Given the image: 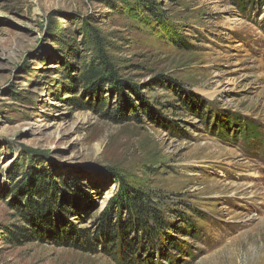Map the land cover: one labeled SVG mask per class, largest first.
<instances>
[{
	"label": "rangeland",
	"instance_id": "obj_1",
	"mask_svg": "<svg viewBox=\"0 0 264 264\" xmlns=\"http://www.w3.org/2000/svg\"><path fill=\"white\" fill-rule=\"evenodd\" d=\"M246 1L0 0V264H120L54 242L109 222L132 264L264 257V0Z\"/></svg>",
	"mask_w": 264,
	"mask_h": 264
},
{
	"label": "trees",
	"instance_id": "obj_2",
	"mask_svg": "<svg viewBox=\"0 0 264 264\" xmlns=\"http://www.w3.org/2000/svg\"><path fill=\"white\" fill-rule=\"evenodd\" d=\"M251 3H254L253 0H247L245 2L247 6H249ZM127 193L128 191L124 193V196H126ZM127 198V203L131 205L132 210H135V216L138 226L143 228L144 233L147 231V237L153 238L154 232L151 231L152 228H149L150 226L148 225L146 220H148V218L150 217V219H153L151 221L156 222L157 224L158 217L153 216V212L147 206L148 198H146L142 194L139 195L138 193L136 194L134 192H132V194ZM129 198L131 199L129 200ZM108 225L110 229V239H108L107 241H103L101 239V236H99L98 234V230H96L95 232L84 230L76 231L75 233H73L72 237H70L69 240L61 241L60 239H55L54 242L55 244L68 246L74 248L75 250H82L91 254L97 253L98 247H100L102 253L112 257L115 261L119 260L120 264H122L123 262H127V264L134 263L138 245L136 246L133 243H129L124 240L125 235L123 234V230L125 232V228L118 224H110L109 222L106 225L105 229H108ZM19 229L22 228L19 227ZM8 237L17 239L18 234L17 232H8ZM107 246H109V248Z\"/></svg>",
	"mask_w": 264,
	"mask_h": 264
},
{
	"label": "bare ground",
	"instance_id": "obj_3",
	"mask_svg": "<svg viewBox=\"0 0 264 264\" xmlns=\"http://www.w3.org/2000/svg\"><path fill=\"white\" fill-rule=\"evenodd\" d=\"M246 264H264V257L259 256L255 262H247Z\"/></svg>",
	"mask_w": 264,
	"mask_h": 264
}]
</instances>
